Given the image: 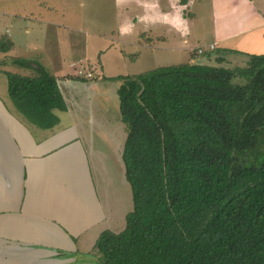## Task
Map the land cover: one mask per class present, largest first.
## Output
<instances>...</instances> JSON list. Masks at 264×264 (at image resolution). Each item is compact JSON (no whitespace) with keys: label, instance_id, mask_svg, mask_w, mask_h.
Here are the masks:
<instances>
[{"label":"trees","instance_id":"obj_1","mask_svg":"<svg viewBox=\"0 0 264 264\" xmlns=\"http://www.w3.org/2000/svg\"><path fill=\"white\" fill-rule=\"evenodd\" d=\"M13 47L1 38L0 51ZM216 54L246 65L116 77L133 209L123 230L97 239L101 264H264V54ZM13 63L37 71L6 72L16 108L40 128L58 125L67 104L57 77L35 60Z\"/></svg>","mask_w":264,"mask_h":264},{"label":"crops","instance_id":"obj_2","mask_svg":"<svg viewBox=\"0 0 264 264\" xmlns=\"http://www.w3.org/2000/svg\"><path fill=\"white\" fill-rule=\"evenodd\" d=\"M113 1L106 32L43 17L37 20L43 26L41 40L20 54L16 34L23 33L13 32L18 22L11 20L7 29L14 47L0 51V72L34 76L36 70L13 60L39 62L57 77L67 110H57L58 125L40 128L16 108L7 73V88L0 77V264H86L111 215H116V205L108 201L111 194L127 191L133 209L123 163L127 134L120 114L121 81L116 77L132 53H137L136 63L146 53L153 59L159 49L184 45L191 50V18L205 0ZM210 1L215 21L210 47H215L200 64H212L220 44L253 53L245 42L264 31V11L257 0ZM45 4L38 0L40 8L56 11ZM20 25L28 35L35 27L23 21ZM172 44L178 46L170 48ZM80 64L93 78L76 74Z\"/></svg>","mask_w":264,"mask_h":264},{"label":"rangeland","instance_id":"obj_3","mask_svg":"<svg viewBox=\"0 0 264 264\" xmlns=\"http://www.w3.org/2000/svg\"><path fill=\"white\" fill-rule=\"evenodd\" d=\"M42 3H46L47 6L52 7L56 11H50L46 9L44 6L42 8L38 5V0H0V38L3 35L7 36V29L10 28L11 20H16L18 23L13 26V32L17 31L22 35L16 34L19 37L20 41H17V49L19 53L22 54L21 51L25 49L31 48L33 44H36V41H40L43 35V26L39 27V22L37 20L49 17H54L56 20H63L64 23L74 24L79 29L90 31L94 33H99L98 31H105L107 27H111V21L106 20V16L109 14V9H113V0H40ZM258 6L262 7L264 11V0H257L256 3ZM61 9L58 10V9ZM198 11L196 12L197 17H192V28L193 33L192 37H189L191 40L190 45L192 46L191 50H187L182 48L177 50H162L159 49L158 53L155 55L153 59L149 53H146V56L143 55L141 61H136L137 53L130 54V61H128V65L122 68V75H134L139 74L145 71H149L151 69H155L162 66H170L177 65L182 63H200L207 61V55L210 50V44L214 40V15L212 4L210 0H205L201 5L196 8ZM64 10V11H62ZM38 11V12H37ZM64 15V16H63ZM28 21L27 19H30ZM29 22L30 24H34L31 27L30 35L26 32H23L21 29V22ZM33 21V22H32ZM20 22V23H19ZM36 25L38 27H36ZM42 25V24H41ZM25 30V28H23ZM22 32V33H21ZM77 33V32H76ZM198 33H202V36L199 37ZM196 35V36H195ZM8 37V36H7ZM15 37V35H14ZM252 39L250 41L245 42L247 48H250L254 52L251 54H264V31H259L258 34L250 36ZM16 38V37H15ZM17 39V38H16ZM1 40V39H0ZM177 47L178 44H172L169 46ZM202 46L204 52L199 53L198 47ZM215 47V46H214ZM225 46L220 44L217 46V49H221ZM216 52V51H215ZM247 53V52H246ZM26 54V53H25ZM29 58V55L27 56ZM216 58V57H215ZM135 63V65H134ZM211 63V62H210ZM212 64L219 66H226L230 68L245 66L246 65V57L240 54H228L226 60L222 63L213 61ZM88 66V65H87ZM84 67L83 65H77V68ZM34 68V67H33ZM86 68V67H84ZM34 70H36L34 68ZM0 77L3 78L1 81L4 82V87L7 88V76L5 72H0ZM4 77H6V82L4 81ZM96 79V78H95ZM243 80L238 78L237 82H242ZM2 99V97H1ZM5 101L8 105L7 100ZM10 106V105H9ZM116 195L118 197V201H116ZM112 207L116 205V217L112 214L110 218V224L106 225V230H112L114 232H119L123 230L126 226V217L123 216L124 211L127 214L131 211V201L128 197L127 191H123L120 195L116 192L111 194L108 199ZM129 205V208H128ZM115 217V218H114ZM114 223V225H113ZM107 224V220H106ZM88 262L86 264H101L100 259L96 251L93 249L89 255L86 256Z\"/></svg>","mask_w":264,"mask_h":264},{"label":"built area","instance_id":"obj_4","mask_svg":"<svg viewBox=\"0 0 264 264\" xmlns=\"http://www.w3.org/2000/svg\"><path fill=\"white\" fill-rule=\"evenodd\" d=\"M211 49H213L214 48V45H211V47H210ZM199 53H203L204 52V50H203V48H199ZM76 74L78 75V76H80V77H84V78H87V79H90V78H93V73L91 72V71H88L86 68H84V67H79V68H77V70H76Z\"/></svg>","mask_w":264,"mask_h":264},{"label":"water","instance_id":"obj_5","mask_svg":"<svg viewBox=\"0 0 264 264\" xmlns=\"http://www.w3.org/2000/svg\"><path fill=\"white\" fill-rule=\"evenodd\" d=\"M119 104H120V100H119ZM123 163H124V160H123ZM124 170H125V177H126V168H125V163H124ZM127 180V178H126Z\"/></svg>","mask_w":264,"mask_h":264}]
</instances>
